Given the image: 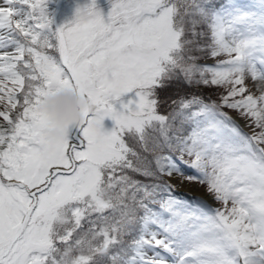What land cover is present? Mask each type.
<instances>
[{
  "label": "snow or ice",
  "instance_id": "snow-or-ice-1",
  "mask_svg": "<svg viewBox=\"0 0 264 264\" xmlns=\"http://www.w3.org/2000/svg\"><path fill=\"white\" fill-rule=\"evenodd\" d=\"M88 3L0 0V264H264V0ZM63 87L93 111L49 148Z\"/></svg>",
  "mask_w": 264,
  "mask_h": 264
},
{
  "label": "clouds",
  "instance_id": "clouds-1",
  "mask_svg": "<svg viewBox=\"0 0 264 264\" xmlns=\"http://www.w3.org/2000/svg\"><path fill=\"white\" fill-rule=\"evenodd\" d=\"M90 9L91 5L88 2L76 4L72 12V20L86 22ZM85 107L93 111L92 106L69 87L60 88L42 99L41 103L37 105V110L46 118L41 135L45 138L49 148H55L65 139L70 127L78 126L82 122L84 117L81 109ZM92 126L99 129V125L95 121Z\"/></svg>",
  "mask_w": 264,
  "mask_h": 264
},
{
  "label": "rangeland",
  "instance_id": "rangeland-1",
  "mask_svg": "<svg viewBox=\"0 0 264 264\" xmlns=\"http://www.w3.org/2000/svg\"><path fill=\"white\" fill-rule=\"evenodd\" d=\"M55 2H56V0H48V4H47V11H48L51 19H52L54 7H55ZM87 2H88V0H63L61 7H60V10H59V14H58L60 25L65 24V23L72 20V12H73V9L76 6V4L87 3ZM96 3H97V6L99 7V9L103 13L107 12V8H108L107 0H96ZM210 91H211V93L214 92V90H211V89H210ZM229 114L232 116L236 115L234 112H230ZM112 123L113 122L111 120L106 118L102 122L103 130H105V131L110 130L112 127ZM243 123H244L243 121H241V123H240L242 127H243ZM244 131L247 132V131H250V129L244 128ZM200 189L202 190V188H200ZM209 202L212 203L211 199H209Z\"/></svg>",
  "mask_w": 264,
  "mask_h": 264
},
{
  "label": "trees",
  "instance_id": "trees-1",
  "mask_svg": "<svg viewBox=\"0 0 264 264\" xmlns=\"http://www.w3.org/2000/svg\"><path fill=\"white\" fill-rule=\"evenodd\" d=\"M166 89H170V90L168 92H166L165 89H161L160 90V94L162 96H164L165 98H166L167 95H172V96H175L177 94L183 95V94H186V92L188 91L186 89H182V88H179V87H176V86H171V85H167ZM202 91H204L206 95H210L211 98H213L212 96L214 95V92L211 93L210 89H204Z\"/></svg>",
  "mask_w": 264,
  "mask_h": 264
},
{
  "label": "water",
  "instance_id": "water-1",
  "mask_svg": "<svg viewBox=\"0 0 264 264\" xmlns=\"http://www.w3.org/2000/svg\"><path fill=\"white\" fill-rule=\"evenodd\" d=\"M60 3H61V0H57L55 11H54V24H55V26H58L57 22H56V15H57Z\"/></svg>",
  "mask_w": 264,
  "mask_h": 264
}]
</instances>
